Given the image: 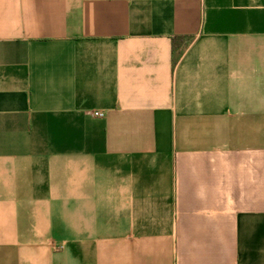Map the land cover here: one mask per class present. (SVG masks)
Segmentation results:
<instances>
[{
	"label": "crops",
	"instance_id": "crops-1",
	"mask_svg": "<svg viewBox=\"0 0 264 264\" xmlns=\"http://www.w3.org/2000/svg\"><path fill=\"white\" fill-rule=\"evenodd\" d=\"M0 264H264V0H0Z\"/></svg>",
	"mask_w": 264,
	"mask_h": 264
},
{
	"label": "trees",
	"instance_id": "trees-1",
	"mask_svg": "<svg viewBox=\"0 0 264 264\" xmlns=\"http://www.w3.org/2000/svg\"><path fill=\"white\" fill-rule=\"evenodd\" d=\"M190 40V38L187 40V41H189ZM187 41H185L186 43L185 44H187ZM182 50H180L179 52H175V48H174V54H173V65H175L176 64V62L178 61V59L180 58V56L182 55Z\"/></svg>",
	"mask_w": 264,
	"mask_h": 264
},
{
	"label": "built area",
	"instance_id": "built-area-1",
	"mask_svg": "<svg viewBox=\"0 0 264 264\" xmlns=\"http://www.w3.org/2000/svg\"><path fill=\"white\" fill-rule=\"evenodd\" d=\"M93 116H95V117H102L103 116V113L100 112V111H94L93 112Z\"/></svg>",
	"mask_w": 264,
	"mask_h": 264
}]
</instances>
